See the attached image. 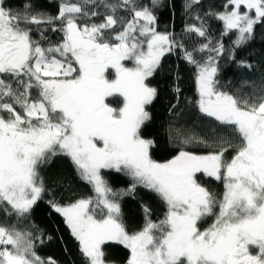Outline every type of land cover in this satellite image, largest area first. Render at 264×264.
<instances>
[{
  "label": "snow or ice",
  "instance_id": "6c2138e0",
  "mask_svg": "<svg viewBox=\"0 0 264 264\" xmlns=\"http://www.w3.org/2000/svg\"><path fill=\"white\" fill-rule=\"evenodd\" d=\"M200 4L188 0L186 8ZM159 5L62 0L53 16L31 3L13 9L0 0V212L29 220L48 191L42 166L64 155L95 196L49 204L87 264H109L110 242L128 250L126 264H264V94H233L218 79L223 38L236 35L227 50L235 60V49L253 38L257 25L264 27V0H226L223 11L205 13L223 25L215 43L197 14L185 28L187 39L202 38L191 50L184 38L157 31L153 9ZM120 9L126 15H118ZM48 31L60 39L53 42ZM176 49L197 69L200 113L230 127L235 140L222 138L206 154L181 148L160 162L152 157L155 141L142 129L158 96L151 78ZM201 54L205 58L198 59ZM197 142L208 147L203 139L183 141ZM104 170L124 173L133 183L115 191ZM199 174L222 181V196ZM138 185L154 192L166 211L154 221L145 207L142 226L129 230L119 200ZM209 218L213 222L204 227ZM44 240L34 225H0V264H56L37 253Z\"/></svg>",
  "mask_w": 264,
  "mask_h": 264
},
{
  "label": "trees",
  "instance_id": "16d2710c",
  "mask_svg": "<svg viewBox=\"0 0 264 264\" xmlns=\"http://www.w3.org/2000/svg\"><path fill=\"white\" fill-rule=\"evenodd\" d=\"M61 2L62 0H7L13 9H23L26 3H31L35 10L53 16L58 13ZM108 2L118 3L119 0H108ZM225 2L226 0H201L200 6L186 8L188 0H160V5L153 9L157 17V31L172 33L177 39L184 38L185 46L191 50L193 44L202 38L187 39L185 28L188 24L196 23L194 17L199 14L205 20L215 43L220 37L222 22L204 14L223 11ZM137 3L150 6V0H137ZM98 10L105 11L103 7ZM118 15H126V11L120 9ZM101 19L102 17L94 18L97 23ZM46 35L53 42L60 39L59 34L51 31L46 32ZM34 38L39 39L36 32ZM235 39L234 33L223 38L226 51L219 58L218 64V79L223 85L222 90L244 96L255 94L259 97L264 94V27L256 26L253 38L244 46L235 49V60H232L227 50L233 47L232 41ZM197 58L205 57L201 54ZM241 60L251 64L252 67L250 69L240 67L237 61ZM196 71V67L184 59L183 49H176L165 55L157 74L151 78V84L157 88L158 96L149 109L152 119L142 129V135L155 141L152 157L157 161L164 162L171 159L181 148L197 154H206L214 149L222 138L235 140L230 127L221 125L213 118L200 113L196 104L199 98ZM177 87L180 89L179 94L175 91ZM188 138H195L197 141L206 140L208 147L198 142L185 145L183 141ZM40 172L48 191L34 206L30 219L18 221L0 212V225L16 224L20 228L34 225L45 234L44 243L37 244L36 249L42 258L50 257L56 261V264H87L80 252L78 241L71 235L63 217L52 210L49 201L55 200L66 204L79 198L94 197L92 185L81 179L74 164L64 155L54 157L50 163L42 166ZM103 175L115 191L126 190L133 183L124 173L104 170ZM199 178L210 191L222 196L224 191L222 181H215L202 174H199ZM119 203L124 223L129 230H137L142 226L145 207L151 211V218L154 221L163 219L166 211L165 204L154 192L139 185L133 194L122 195ZM212 222L213 218H209L204 227ZM105 253L109 264H126L129 254L127 249L115 242L105 246Z\"/></svg>",
  "mask_w": 264,
  "mask_h": 264
}]
</instances>
